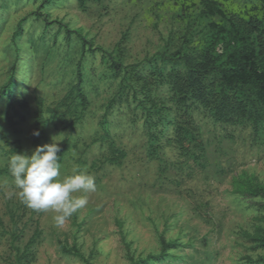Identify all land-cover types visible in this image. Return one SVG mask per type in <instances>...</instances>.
I'll list each match as a JSON object with an SVG mask.
<instances>
[{
	"label": "rangeland",
	"instance_id": "rangeland-1",
	"mask_svg": "<svg viewBox=\"0 0 264 264\" xmlns=\"http://www.w3.org/2000/svg\"><path fill=\"white\" fill-rule=\"evenodd\" d=\"M220 1L243 15L264 11V0ZM42 2L0 0V89L16 70L15 98L28 104H17L26 120L16 116L15 128L0 121V134L7 137L0 139V168L13 155L5 151L19 146L30 155L35 148L39 98L54 106L76 83L82 44L74 30L131 65L164 50L172 32L180 36L186 31L191 16L184 17L183 6L187 15L200 10V0H102L88 2L86 9L76 0H53L45 7ZM45 19L53 23L46 27ZM21 22L24 30L15 43ZM104 55L84 59L90 107L83 120L74 129L51 122L41 141L60 140L61 174L87 168L97 190L61 227L54 212H38L21 201L11 174L0 175V264H18L17 249H26L38 225L41 233L28 248L31 264H86L65 254L63 243L78 246L90 264H132L129 254L138 259L161 252V234L177 245L166 258L144 264H264V248L256 241L264 234V198L240 190L264 184V147L255 143L252 124L215 123L203 108H195L207 159L200 162L170 144L173 127L162 139L161 160L153 159L142 112L132 95L120 98V75ZM159 94L170 96L167 87ZM0 111L14 114L2 96ZM104 118L115 146L126 151L122 164L106 161L109 141L100 139Z\"/></svg>",
	"mask_w": 264,
	"mask_h": 264
},
{
	"label": "trees",
	"instance_id": "trees-1",
	"mask_svg": "<svg viewBox=\"0 0 264 264\" xmlns=\"http://www.w3.org/2000/svg\"><path fill=\"white\" fill-rule=\"evenodd\" d=\"M52 1L43 0L41 7L51 4ZM76 1L81 8L86 9L88 2L102 0ZM187 9L183 6L181 12L186 18L191 16L186 31L180 36L172 32L164 50L141 63L131 65L124 64L115 53L95 46L94 40L74 30L82 44L76 83L54 106H45L43 99L39 98L35 112L36 131L39 135L33 133L34 146L41 145L42 139H47L46 129L51 122L61 121L65 128L74 129L83 120L90 107L83 69L84 59L90 54L103 52V58L110 59L112 69L120 75L118 95L120 98L123 94L129 97L132 95L133 101L137 102V107L142 112L145 131L148 133L149 154L153 159L161 160L162 139L167 136L170 127H173V138H168L170 144H175L183 154L200 162L207 159V146L193 114L198 107L203 108L215 123L230 126L251 123L255 143L264 147V11L251 15L230 12L220 0H200V10L196 16L187 15ZM36 14L38 18L42 15L38 12ZM44 21L47 23L46 27L53 23L47 19ZM59 23L67 27L66 24ZM23 30L21 22L13 35L15 43ZM68 31L71 32L70 29ZM15 75L16 70H13L7 83L0 89V96L6 99L9 109L14 113L7 115L0 111V121L6 120L14 128L19 123L16 116H20L21 121L26 120L17 104L28 106L26 101L15 98ZM162 87L169 90V98L160 97ZM116 99L115 96L110 103ZM69 117L73 118L70 123L67 122ZM101 126L104 133L100 139L109 141L110 154L106 161L122 164L126 151L115 146L106 118ZM6 138L0 134V139ZM15 152L21 153L19 146L5 151L8 155ZM58 155L62 163L64 150L61 149ZM0 175H10L8 166L0 168ZM240 190L249 197L264 198V184L250 183ZM40 233L38 225L26 249H17L18 264L32 263L33 257L28 248L35 244ZM160 240L162 249L158 255L150 254L136 259L129 254L132 264H144L170 255L169 251L177 245L176 242L168 241L163 234ZM256 241L264 248V234L257 236ZM61 246L65 254L76 255L86 264H90L89 258L78 246L72 249L64 243ZM260 261H264V258H260Z\"/></svg>",
	"mask_w": 264,
	"mask_h": 264
},
{
	"label": "clouds",
	"instance_id": "clouds-1",
	"mask_svg": "<svg viewBox=\"0 0 264 264\" xmlns=\"http://www.w3.org/2000/svg\"><path fill=\"white\" fill-rule=\"evenodd\" d=\"M34 135H39L38 131ZM60 140L37 145L31 152L14 153L8 162L15 189L21 201L35 211H52L57 226L89 203L96 192L95 176L87 168L74 167L61 174Z\"/></svg>",
	"mask_w": 264,
	"mask_h": 264
}]
</instances>
